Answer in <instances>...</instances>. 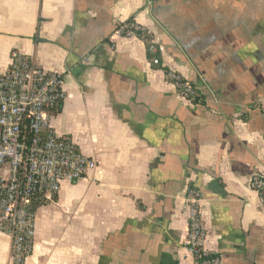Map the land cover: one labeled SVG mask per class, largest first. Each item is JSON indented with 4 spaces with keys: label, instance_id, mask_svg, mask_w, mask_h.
Instances as JSON below:
<instances>
[{
    "label": "crops",
    "instance_id": "crops-1",
    "mask_svg": "<svg viewBox=\"0 0 264 264\" xmlns=\"http://www.w3.org/2000/svg\"><path fill=\"white\" fill-rule=\"evenodd\" d=\"M133 19L161 49L116 34ZM64 75L51 126L97 161L37 210L28 264H196L187 194L206 250L264 264V0H0V72L11 53ZM174 71L202 95L191 103ZM0 264H13L0 233Z\"/></svg>",
    "mask_w": 264,
    "mask_h": 264
},
{
    "label": "built area",
    "instance_id": "built-area-1",
    "mask_svg": "<svg viewBox=\"0 0 264 264\" xmlns=\"http://www.w3.org/2000/svg\"><path fill=\"white\" fill-rule=\"evenodd\" d=\"M147 32L135 21L116 28L122 37L143 41ZM149 52L161 54L154 40ZM153 64L160 65L159 58ZM167 77L184 99H197L188 80L174 71ZM64 84L62 73L46 71L18 51L11 53L9 69L0 72V233L11 240L13 264H28L33 255L37 210L53 201L65 182L86 179L97 168V161L82 153L72 137L51 126L55 109L66 99ZM252 185L264 197V179L256 176ZM186 200L185 246L196 264H221L205 248L207 231L198 190H189Z\"/></svg>",
    "mask_w": 264,
    "mask_h": 264
},
{
    "label": "trees",
    "instance_id": "trees-1",
    "mask_svg": "<svg viewBox=\"0 0 264 264\" xmlns=\"http://www.w3.org/2000/svg\"><path fill=\"white\" fill-rule=\"evenodd\" d=\"M134 20L133 19H130L129 20V22H133ZM152 40V38H151V35H150V33L149 32H147V36H146V39H145V44H146V46H147V51H148V56H149V58H150V60L152 61V63H153V60L155 59V58H159V60H160V62H161V54L159 53V54H151L150 52H149V46H150V41ZM156 67H158V68H161V64L160 65H155ZM170 71H166V75L169 73ZM168 78V77H167ZM169 79V78H168ZM170 80V79H169ZM170 82L172 83V81L170 80ZM192 85V84H191ZM193 86V85H192ZM193 88H194V90H195V93H196V95H197V99L196 100H192L191 101V103H195V102H198V101H201L202 100V95L195 89V87L193 86ZM60 107V106H59ZM58 107V108H59ZM57 108V109H58ZM57 109H55V110H57ZM263 199H264V197H263Z\"/></svg>",
    "mask_w": 264,
    "mask_h": 264
}]
</instances>
